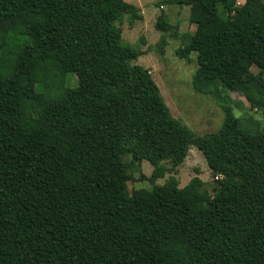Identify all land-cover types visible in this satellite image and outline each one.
<instances>
[{
    "label": "trees",
    "instance_id": "obj_1",
    "mask_svg": "<svg viewBox=\"0 0 264 264\" xmlns=\"http://www.w3.org/2000/svg\"><path fill=\"white\" fill-rule=\"evenodd\" d=\"M163 1L191 7L198 28L177 53L196 54L193 87L225 113L217 131L193 132L131 63L142 52L118 23L142 19L139 6L0 0V264H264V131L220 93L264 109V0ZM171 27L161 14L156 28ZM193 146L214 194L198 171L156 183ZM143 161L153 185L130 194Z\"/></svg>",
    "mask_w": 264,
    "mask_h": 264
},
{
    "label": "rangeland",
    "instance_id": "obj_2",
    "mask_svg": "<svg viewBox=\"0 0 264 264\" xmlns=\"http://www.w3.org/2000/svg\"><path fill=\"white\" fill-rule=\"evenodd\" d=\"M140 7L143 18L136 20L131 26L129 17L125 16L122 23L123 41H126L140 50L141 55L132 60V64H141L152 71V75L160 87L167 105L172 114L186 124L193 132L205 134L217 131L225 117L224 110L219 101L211 93L195 91L192 80L197 69L196 54L182 58L178 55L179 47L187 44L198 24L190 20L191 7L189 5L169 4L163 0H127ZM243 4L245 0H237ZM164 14L172 27L168 31L156 28L158 17ZM257 74L259 68L251 67ZM69 84H78L76 74H70ZM228 103L234 108L235 115L241 124L250 131H264V109L250 104L245 95L236 91L220 89ZM131 157L125 156L119 165L129 162ZM169 167L170 164L166 162ZM124 170V167L122 168ZM132 178L127 180V191L132 194L140 188H150L153 182L150 179H141V174L151 176L153 166L148 161H143L142 167L127 169ZM199 172V177L205 182L204 187L214 194L218 181L214 176L202 151L193 146L185 160L175 169L165 172V176L156 180L164 183L174 175L181 187L185 186Z\"/></svg>",
    "mask_w": 264,
    "mask_h": 264
}]
</instances>
